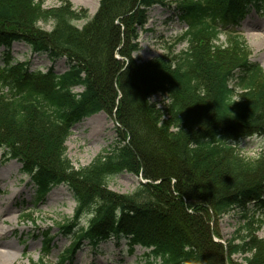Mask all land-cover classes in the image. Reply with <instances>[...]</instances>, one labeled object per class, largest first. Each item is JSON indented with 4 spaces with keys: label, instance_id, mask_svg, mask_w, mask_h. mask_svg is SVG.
<instances>
[{
    "label": "trees",
    "instance_id": "trees-1",
    "mask_svg": "<svg viewBox=\"0 0 264 264\" xmlns=\"http://www.w3.org/2000/svg\"><path fill=\"white\" fill-rule=\"evenodd\" d=\"M157 3L100 0L79 29L73 21L86 13L68 0L50 11L35 0H0L2 160L21 165L34 203L60 184L71 190L75 212L58 229L73 238L55 264H72L84 242L103 253L110 240L124 241L130 254L137 245L144 249L145 264H225V251L228 264H239L235 255L264 264L253 216L225 245L213 240L220 239L214 225L229 211L246 219L250 209H264V150L248 159L238 148L252 134L264 136V72L237 30L250 11L264 15V0H177L187 48L138 63V31ZM49 19L51 31L36 27ZM221 31L228 33L225 48L215 44ZM14 43L52 63L64 58L68 68L57 74L52 66L42 72L30 71L28 62L12 65ZM153 96L162 100L151 102ZM99 112L115 115L123 137L75 169L66 157L70 129ZM124 171L143 182L131 194L108 190L107 179ZM42 234L46 255L54 236Z\"/></svg>",
    "mask_w": 264,
    "mask_h": 264
},
{
    "label": "rangeland",
    "instance_id": "rangeland-1",
    "mask_svg": "<svg viewBox=\"0 0 264 264\" xmlns=\"http://www.w3.org/2000/svg\"><path fill=\"white\" fill-rule=\"evenodd\" d=\"M44 11L59 7L61 0H35ZM74 10H83L86 17L73 21L81 29L95 15L100 0H68ZM146 10L143 22L144 29L138 31L137 51L132 54L138 62H146L158 57H176L186 48L183 38L185 25L177 20L175 5L177 0H161ZM36 27L49 32L53 27L52 20H38ZM243 36L247 55L256 62L264 72V15L255 11L241 21L237 29ZM228 33L220 32L215 44L221 48L227 47ZM5 52L0 49V65L5 61ZM116 59H121L115 54ZM9 60L12 65L17 62H28L30 71L45 72L53 67L55 73L61 74L67 68L64 58L51 62L45 55H39L22 43H14L10 50ZM81 92L82 88H75ZM160 96H153L151 102L159 103ZM123 137L122 126L117 123L114 114L109 117L105 112H99L84 118L70 129L66 141V157L75 169L88 166L96 157L107 151L117 140ZM250 137L244 138L238 144L240 153L248 159L255 158ZM143 179L128 172H119L107 179V189L120 194H131ZM34 187L30 178L21 172V165L15 160H2L0 153V250L11 252L13 257L0 261V264H46L57 263L61 252L69 247L72 236L59 233V225L71 219L76 208L74 196L65 184L52 188L43 202H33ZM250 209L246 219H242L235 210L222 216L214 225L220 235V241L226 243L244 221L253 219L259 222L257 235L264 238V209ZM253 210V211H252ZM29 215V216H26ZM89 214H82L79 225L85 226ZM253 220V221H254ZM50 232L54 236L48 254L43 255L41 249L42 233ZM217 238V237H216ZM5 243L11 247L7 248ZM99 251H94L84 242L74 256L72 264H145L144 249L138 245L130 254L128 244L121 241L118 245L110 240L102 245ZM235 263L244 264L243 256L231 257ZM44 263V264H45Z\"/></svg>",
    "mask_w": 264,
    "mask_h": 264
},
{
    "label": "clouds",
    "instance_id": "clouds-1",
    "mask_svg": "<svg viewBox=\"0 0 264 264\" xmlns=\"http://www.w3.org/2000/svg\"><path fill=\"white\" fill-rule=\"evenodd\" d=\"M249 139L251 141V147L253 149V154L264 150V136L259 135V134H252V136Z\"/></svg>",
    "mask_w": 264,
    "mask_h": 264
},
{
    "label": "bare ground",
    "instance_id": "bare-ground-1",
    "mask_svg": "<svg viewBox=\"0 0 264 264\" xmlns=\"http://www.w3.org/2000/svg\"><path fill=\"white\" fill-rule=\"evenodd\" d=\"M5 246L7 248L11 247L9 244L5 243ZM13 257V254L9 251V252H5V251H2L0 250V261L6 259V258H11Z\"/></svg>",
    "mask_w": 264,
    "mask_h": 264
},
{
    "label": "water",
    "instance_id": "water-1",
    "mask_svg": "<svg viewBox=\"0 0 264 264\" xmlns=\"http://www.w3.org/2000/svg\"><path fill=\"white\" fill-rule=\"evenodd\" d=\"M215 242H218V243H221L222 244V242L221 241H219V240H217V239H213ZM224 257H225V264H227V258H226V254L224 255Z\"/></svg>",
    "mask_w": 264,
    "mask_h": 264
}]
</instances>
